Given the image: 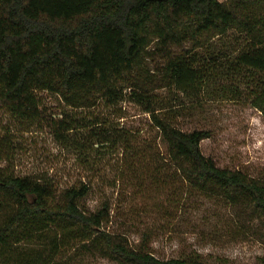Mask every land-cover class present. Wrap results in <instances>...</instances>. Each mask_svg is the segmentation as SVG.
<instances>
[{"label": "trees", "instance_id": "16d2710c", "mask_svg": "<svg viewBox=\"0 0 264 264\" xmlns=\"http://www.w3.org/2000/svg\"><path fill=\"white\" fill-rule=\"evenodd\" d=\"M231 32L247 40L235 54L199 63V53L172 52ZM156 56L166 62V87L186 91L227 74L234 96L244 95L264 114V0H0V99L13 115L35 121L39 94L50 92L69 108L55 133L63 147L80 155L110 145L131 152L130 134L115 133L99 112L124 102L127 84L130 100L144 106L183 177L250 208L264 224V180L217 167L202 150L209 131L184 132L148 99L146 64ZM89 184L57 196L48 177L0 170V216L7 215L0 222V264H57L75 248L114 264H208L194 255L160 259L148 245L134 247L109 232V201L94 212L81 205Z\"/></svg>", "mask_w": 264, "mask_h": 264}, {"label": "rangeland", "instance_id": "374dc122", "mask_svg": "<svg viewBox=\"0 0 264 264\" xmlns=\"http://www.w3.org/2000/svg\"><path fill=\"white\" fill-rule=\"evenodd\" d=\"M246 41L231 32L197 49L193 43H185L172 52H189V57L199 53L197 61L203 63L217 54H235ZM165 64L159 56L148 58L146 64L151 82L148 99L160 109V115H169L184 132L209 131L211 136L203 141L202 150L217 167L264 180V114L244 95L234 96L235 85L227 82L231 79L227 74L208 77L209 85L186 91L166 87L162 82ZM128 87L124 85V102L116 108L100 106L99 112L110 121L109 126L118 128L115 133L130 134L131 152L123 145H110L80 155L70 146L63 147L55 133L66 121L64 112L69 108L50 92L39 94L41 115L35 121L17 118L0 99V170L48 177L57 196L69 187L90 183L82 207L94 212L109 201L111 220L106 229L126 236L134 247L148 245L160 259L194 255L208 264H261V220L250 208L202 191L186 180L170 161L167 145L144 106L130 100ZM5 216L1 214L0 222ZM56 261L114 264L78 248Z\"/></svg>", "mask_w": 264, "mask_h": 264}]
</instances>
